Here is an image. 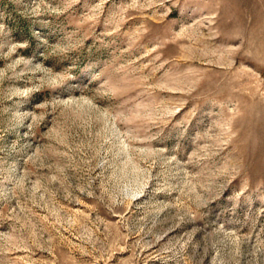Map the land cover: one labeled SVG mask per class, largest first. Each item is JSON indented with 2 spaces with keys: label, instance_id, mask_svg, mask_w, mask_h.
<instances>
[{
  "label": "rangeland",
  "instance_id": "374dc122",
  "mask_svg": "<svg viewBox=\"0 0 264 264\" xmlns=\"http://www.w3.org/2000/svg\"><path fill=\"white\" fill-rule=\"evenodd\" d=\"M0 264H264V0H0Z\"/></svg>",
  "mask_w": 264,
  "mask_h": 264
}]
</instances>
